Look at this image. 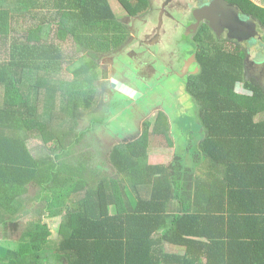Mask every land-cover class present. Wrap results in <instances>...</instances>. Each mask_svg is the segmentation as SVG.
I'll return each mask as SVG.
<instances>
[{"label":"trees","instance_id":"trees-1","mask_svg":"<svg viewBox=\"0 0 264 264\" xmlns=\"http://www.w3.org/2000/svg\"><path fill=\"white\" fill-rule=\"evenodd\" d=\"M129 1L130 15H143L151 6L150 0ZM230 1L264 25V6ZM0 29V45H7V57L0 58V264H181L180 259L182 264H227L218 249L224 245L185 233L190 224L200 230L209 224L206 213L226 209L207 205L227 195L233 168L264 166V139L236 137V130L245 132L247 113L264 119V86L246 78L245 51L221 46L216 51L207 26L195 36L200 70L185 83L198 102L202 128L208 134L221 131L227 141L219 156L199 143L190 151L192 163L177 155L170 163L152 164L151 122H145L140 135L110 150L108 173L81 157L74 165L75 149L63 147L58 132L75 127L82 113L95 108L100 59L127 44L128 24L109 0H0ZM62 43H72V51ZM84 57L88 60L73 70L72 82L60 77L65 64ZM31 138L55 144L58 152L36 157ZM233 141L245 142L248 159L240 144L230 145ZM31 184L38 187L47 218L63 217L56 239L51 224L25 220L31 208L22 210L21 200L30 197ZM254 205V191L247 188L246 212L253 213ZM126 218L129 224H123ZM169 247L182 249L183 256L168 262Z\"/></svg>","mask_w":264,"mask_h":264},{"label":"rangeland","instance_id":"rangeland-1","mask_svg":"<svg viewBox=\"0 0 264 264\" xmlns=\"http://www.w3.org/2000/svg\"><path fill=\"white\" fill-rule=\"evenodd\" d=\"M163 1L150 0L151 6L145 14L131 13L130 15L129 12L134 9L129 0H109L117 17L128 24L131 34L124 47L113 53L103 55L100 59V67L94 76V86L97 91L95 108L89 112L82 113L79 123L75 127L72 126L69 129L58 132V138L62 141L61 143H64L63 147L75 149V155L72 156L74 165L80 163L77 159L81 157L90 161L91 168H98L112 173V165L109 160L110 150L116 144L140 135L143 132L145 122H151L148 151L149 162L152 164L170 163L177 155L192 163L190 151L198 143H200L201 149L204 151H214L216 156L221 154L222 144L227 141L221 139L223 136L221 131L208 134L202 128L203 126L199 123L198 102L190 94L186 83L180 77L167 72L164 67L160 68L159 64H154V51L139 58H135L128 53L129 44L138 34L143 36L142 34L146 31L141 30L142 21L146 18H151L152 20L149 23L151 25L156 23ZM254 1L264 5V0ZM176 41L178 42V47L187 49V52L193 47L189 35L181 36ZM62 47L67 53H70L73 49L72 43H62ZM140 50H144V48ZM6 57L7 45L2 44L0 45V58ZM255 57L256 55H252L251 62L254 67H257L258 75L256 77H260L258 81L264 86V61H257ZM87 60L88 58L84 57L79 61L68 62L64 65L60 77L72 82L73 70ZM149 63L155 66L156 73H153L147 82H142L137 73H139L141 66ZM105 69L107 70V76L104 75ZM141 72L144 73L143 71ZM142 75L146 77L148 74ZM246 76L248 79L253 77L251 72H248ZM113 78L126 82L127 85L135 88V90L138 89L136 92L140 96L134 98L131 95L120 92L113 86ZM231 111L236 110L231 109ZM248 117L254 120L260 116L258 113L249 112ZM167 135L172 139L173 145H170ZM78 138L79 141H77ZM241 143H234L233 141L231 146L234 147ZM54 145H47L36 138L29 140V147L33 155L38 158L53 157L58 152ZM240 147L244 150L243 158L248 159L250 151L248 146L244 144L238 146V148ZM70 161L68 160V162ZM61 163L66 164L67 161L63 160ZM37 194V185L31 184L30 197H25L21 200L22 210L31 208V213L25 217V220L43 221L51 224V228L54 231L53 238L56 239L61 233L60 225L63 217L47 218L44 210L45 202L43 199L37 198ZM110 208L114 212L113 205ZM74 209V204L70 205V210L74 211ZM2 215L6 217L5 214ZM0 218H2L1 215ZM123 224H129L128 218ZM1 226L2 224H0ZM2 235V230H0L1 240L3 239ZM55 245L56 241L53 240L52 248L48 249L49 253H47V256L51 259H53V255L50 253L55 254L53 252ZM8 255H12L11 251L8 252Z\"/></svg>","mask_w":264,"mask_h":264},{"label":"crops","instance_id":"crops-1","mask_svg":"<svg viewBox=\"0 0 264 264\" xmlns=\"http://www.w3.org/2000/svg\"><path fill=\"white\" fill-rule=\"evenodd\" d=\"M225 132L226 130H224ZM243 136L247 141L264 139V119L260 116L257 119L251 120L247 113L245 132L240 134L236 130V137L243 139ZM244 144L245 142L240 145ZM252 162L255 161H251L250 163ZM247 188H252L254 191L255 205L254 212L251 214L245 210V191ZM207 207V209H223L225 207L226 209L206 213L209 215L206 218L209 224H205L206 226H203L201 230L196 224L195 226L190 224L187 228L188 232L185 234L204 242H210L214 238L219 244L224 245L223 248L218 249L225 257L227 264H255V261L264 262L263 165L237 166L233 168L232 174H229L227 195L217 199L211 198ZM220 216L225 217L223 222L216 220ZM213 222H217V224H212ZM191 229L194 233L191 232ZM231 240L235 241L232 242ZM166 249L170 253L168 258V262L170 263L174 261L173 256L177 254L181 257L183 256L181 254L182 249L172 247ZM180 262L182 264L183 260L180 259Z\"/></svg>","mask_w":264,"mask_h":264},{"label":"flooded vegetation","instance_id":"flooded-vegetation-1","mask_svg":"<svg viewBox=\"0 0 264 264\" xmlns=\"http://www.w3.org/2000/svg\"><path fill=\"white\" fill-rule=\"evenodd\" d=\"M225 1L229 5H232L238 9L239 11L238 16L240 20L248 21V20L253 19L261 27L264 28V25L257 18H255L252 14L248 13L240 4L233 3L230 0H225ZM252 1L260 6H264L254 0ZM165 2H167V0H164L162 3L161 10L159 12L156 23L151 25L149 23L150 20H152L151 18H146L145 20L142 21L141 30L142 31L146 30V31L145 33L142 34L143 36H140L138 34V36H136V38L129 44L128 53L131 56L135 58H139V57L145 56L147 53H152L154 51L153 52L154 64H157V65L159 64L160 68L164 67V69H167L166 71L170 72V74H174L180 77L184 82H189V78L191 74L193 72H198L200 70L199 63L197 61V52L195 51V47H196L195 36L200 31L201 27L207 26L211 29V33L215 41L216 51H218L219 46H221L223 50H226L229 52H234L236 49L245 51L246 53V69H245L246 75L248 72H251L253 77L249 80L256 82V84L259 86H263L260 83V81H258L260 77H256V75H258L257 69H256L257 67H254L252 65L251 57L252 55H256L255 58L257 61H264V40L256 36H250L244 40L231 38L230 36L227 35V32L223 28L213 27L210 24L209 20L205 17L201 18V21L199 22L198 27L192 28L188 34H182V37L184 35H189L193 43V47L189 50V52H187V49L179 48L177 41L168 45L167 42H165V35H162L159 42H155V44L154 43L153 44L143 43L142 42L143 39H146L147 37L155 33L156 28L158 26L160 15L163 11V5ZM206 2L207 0H171L167 9L170 14L169 16H172L177 13L186 12V11L188 12L194 9L202 8L206 5ZM208 31L209 30H207V32ZM142 48H144V50H140ZM141 71H143L144 73H142ZM155 71H156L155 66L152 63H149V64L141 66L139 73H137V75H139V79L142 82H147V80L151 78L153 73H156ZM145 72L148 74L146 75V77L142 75V74H146Z\"/></svg>","mask_w":264,"mask_h":264},{"label":"water","instance_id":"water-1","mask_svg":"<svg viewBox=\"0 0 264 264\" xmlns=\"http://www.w3.org/2000/svg\"><path fill=\"white\" fill-rule=\"evenodd\" d=\"M170 2L171 0H167L163 5V11L155 33L143 39V43L155 44V42H159L162 35H165V42L168 45L174 43L182 34H188L192 28L198 27L201 18L204 17L209 20L213 27L223 28L231 38L244 40L247 37L256 36L264 40V28L253 19L248 21L240 20L238 9L229 5L225 0H207L206 5L202 8L177 13L172 16H169L167 9ZM112 82L113 86L120 92L131 95L134 98L140 96L134 88L126 83L115 78L112 79Z\"/></svg>","mask_w":264,"mask_h":264}]
</instances>
